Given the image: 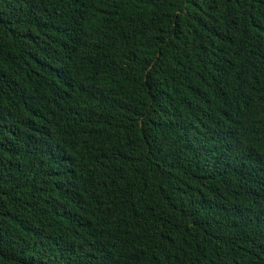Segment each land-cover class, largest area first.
Segmentation results:
<instances>
[{"label": "trees", "instance_id": "16d2710c", "mask_svg": "<svg viewBox=\"0 0 264 264\" xmlns=\"http://www.w3.org/2000/svg\"><path fill=\"white\" fill-rule=\"evenodd\" d=\"M0 264H264V0H0Z\"/></svg>", "mask_w": 264, "mask_h": 264}]
</instances>
